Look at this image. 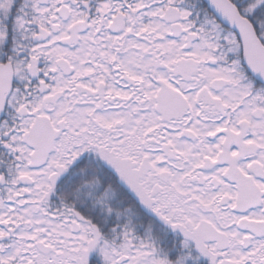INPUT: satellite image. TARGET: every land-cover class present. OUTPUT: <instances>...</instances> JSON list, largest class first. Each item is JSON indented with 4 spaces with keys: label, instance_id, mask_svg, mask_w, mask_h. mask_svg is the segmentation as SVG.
I'll return each instance as SVG.
<instances>
[{
    "label": "snow or ice",
    "instance_id": "6c2138e0",
    "mask_svg": "<svg viewBox=\"0 0 264 264\" xmlns=\"http://www.w3.org/2000/svg\"><path fill=\"white\" fill-rule=\"evenodd\" d=\"M0 264H264V0H0Z\"/></svg>",
    "mask_w": 264,
    "mask_h": 264
}]
</instances>
